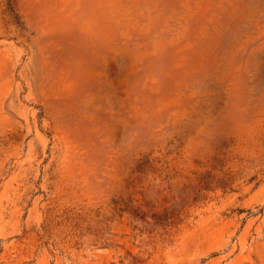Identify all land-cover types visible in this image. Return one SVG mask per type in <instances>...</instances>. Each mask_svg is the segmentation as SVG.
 Listing matches in <instances>:
<instances>
[{
	"label": "rangeland",
	"instance_id": "1",
	"mask_svg": "<svg viewBox=\"0 0 264 264\" xmlns=\"http://www.w3.org/2000/svg\"><path fill=\"white\" fill-rule=\"evenodd\" d=\"M0 264H264V0H0Z\"/></svg>",
	"mask_w": 264,
	"mask_h": 264
}]
</instances>
